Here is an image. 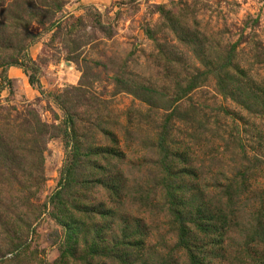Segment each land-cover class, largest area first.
I'll use <instances>...</instances> for the list:
<instances>
[{
    "label": "rangeland",
    "instance_id": "obj_1",
    "mask_svg": "<svg viewBox=\"0 0 264 264\" xmlns=\"http://www.w3.org/2000/svg\"><path fill=\"white\" fill-rule=\"evenodd\" d=\"M0 264H264V0H0Z\"/></svg>",
    "mask_w": 264,
    "mask_h": 264
},
{
    "label": "trees",
    "instance_id": "obj_2",
    "mask_svg": "<svg viewBox=\"0 0 264 264\" xmlns=\"http://www.w3.org/2000/svg\"><path fill=\"white\" fill-rule=\"evenodd\" d=\"M66 171H62V173H65Z\"/></svg>",
    "mask_w": 264,
    "mask_h": 264
}]
</instances>
